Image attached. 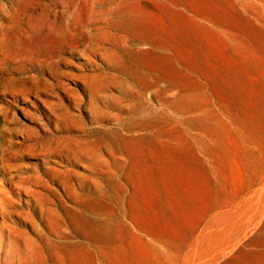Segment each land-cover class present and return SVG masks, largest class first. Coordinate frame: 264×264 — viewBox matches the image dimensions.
<instances>
[{"label":"rangeland","instance_id":"1","mask_svg":"<svg viewBox=\"0 0 264 264\" xmlns=\"http://www.w3.org/2000/svg\"><path fill=\"white\" fill-rule=\"evenodd\" d=\"M73 1L0 0V264H221L264 214V0H123L118 33L154 50L115 69L66 54L62 87L25 59L67 50ZM45 227L34 255L10 248Z\"/></svg>","mask_w":264,"mask_h":264},{"label":"bare ground","instance_id":"2","mask_svg":"<svg viewBox=\"0 0 264 264\" xmlns=\"http://www.w3.org/2000/svg\"><path fill=\"white\" fill-rule=\"evenodd\" d=\"M123 0H74L72 3H70V5L68 6V8L62 12L61 14V26H63L64 30L63 32L66 31L68 32V34L70 33V36L72 37V40L70 41V44H68L69 46L67 47V50L64 49V51H62L60 54L55 55V56H49L48 53L47 54H37V53H32V56L27 57L25 60L27 61V63L29 62L31 64L32 69H28V71L30 72H38L42 73L44 71V68L47 67V69L49 71H52V76H54L55 78H53V80L56 79V82L58 83V86H62L61 81H59L61 78H68V75L62 73V72H58L56 68V65H58L59 61H63L65 60L63 58L64 55L68 54V55H73L74 53H80L82 55V59L88 61L86 63V67H90L91 66V60L93 57L95 58H101L104 59L107 62V68L108 69H115L116 64L119 62H128V59H130L129 61H131V53L133 52V54L135 52H139L140 50H145L148 52H151L152 48V44H149L148 46L143 42V39L141 41V39L138 38H134V36L136 35H132L131 32L130 33H122L124 30H120L119 28V33H118V27L117 25L120 26V23L122 22L121 17L119 16V24H117V20L116 18H114L112 15V11L114 10L113 6L117 5L119 3V7L120 4L123 3ZM83 2V3H82ZM85 5L86 13H82L81 9L82 6ZM123 7V6H122ZM118 8V7H117ZM83 10V9H82ZM63 11V10H62ZM115 11V10H114ZM113 11V12H114ZM116 12V11H115ZM59 14V12H58ZM67 20H65L66 18ZM126 17V16H125ZM118 18V17H117ZM127 18V17H126ZM128 20V18H127ZM133 20V19H132ZM131 20V21H132ZM128 22H130V20H128ZM132 23V22H131ZM130 23V25H131ZM127 24V23H126ZM129 24V23H128ZM124 25V24H123ZM125 26V25H124ZM127 26V25H126ZM129 26V25H128ZM122 27V25H121ZM124 29L126 30V27H124ZM65 31V32H66ZM128 31V30H127ZM66 32V33H67ZM125 32V31H124ZM129 34V35H128ZM131 34V35H130ZM133 36V37H132ZM146 41V40H145ZM146 43H149L148 41H146ZM152 45V46H150ZM154 47V46H153ZM137 50V51H135ZM154 50V49H153ZM133 58V55H132ZM24 60V61H25ZM12 61V60H11ZM25 61V62H26ZM16 62V61H15ZM21 62V61H20ZM24 62V63H25ZM94 62V61H93ZM18 63V62H17ZM22 63V62H21ZM20 63V64H21ZM23 63V64H24ZM15 63H12V69H4L2 70L3 73H8V71L10 70L12 72V74H21V67H16L13 66ZM122 64V63H121ZM123 65V64H122ZM19 66V65H18ZM26 67V66H25ZM44 67V68H43ZM3 68V67H2ZM120 68V67H119ZM90 69V68H89ZM1 70V68H0ZM23 70V69H22ZM97 70H99L97 68ZM135 70V69H133ZM1 73V72H0ZM104 74V73H103ZM99 74L98 77H96L97 83L99 81H102L100 79H104V77H106V74ZM113 74V73H112ZM10 75V74H9ZM103 75V76H102ZM114 75V74H113ZM112 75V77H113ZM3 76V75H2ZM5 76V75H4ZM18 76V75H17ZM16 76V77H17ZM34 75L32 74L31 76H26L25 79H36V77H33ZM110 76V75H109ZM126 76V75H125ZM44 77V76H43ZM85 78V77H84ZM83 78V79H84ZM94 78V77H93ZM109 78V77H108ZM58 79V80H57ZM30 80V81H31ZM105 78V82H106ZM126 80V79H125ZM85 81V85L87 86V89H89V93H91V98L92 96H94L92 89H90V83L87 80V77L84 79ZM88 81V82H87ZM91 81V79H90ZM118 81V80H117ZM122 81V80H121ZM130 81V80H129ZM55 82V84H56ZM87 82V84H86ZM104 82V81H102ZM97 83L96 86H97ZM111 83V82H109ZM113 83V82H112ZM123 84L126 82H122ZM133 83V82H132ZM30 85V84H29ZM115 85V84H114ZM136 85V84H135ZM57 86V85H56ZM99 86V84H98ZM124 86V85H123ZM128 86V85H127ZM63 87V86H62ZM103 87V86H102ZM108 87V86H107ZM131 87V86H130ZM133 87V86H132ZM101 88V87H100ZM124 88V87H123ZM134 88V87H133ZM136 88V87H135ZM97 89V88H96ZM99 89V88H98ZM109 89V87L107 88ZM128 89V88H127ZM10 90V89H9ZM125 90V89H124ZM2 91V90H1ZM5 91V90H4ZM34 91V90H33ZM97 91V90H96ZM136 91V90H134ZM6 92V91H5ZM99 92V91H98ZM103 92V91H102ZM100 92V93H102ZM4 93V92H3ZM145 93V92H143ZM17 94V93H16ZM30 94V93H29ZM98 94V93H97ZM19 95V94H18ZM24 95V94H23ZM127 95V94H126ZM139 95V94H138ZM142 95V94H141ZM140 95V96H141ZM144 96V94H143ZM147 96V95H145ZM101 97V96H100ZM109 97V96H108ZM134 97V96H133ZM148 97V96H147ZM147 97L145 98L147 100ZM96 99L99 97H95ZM101 99V98H100ZM123 99V98H122ZM145 99H142L145 100ZM124 100V99H123ZM122 100V101H123ZM149 100V99H148ZM100 101V100H99ZM91 102L92 101H88ZM121 102V101H120ZM127 102V101H126ZM131 102V101H130ZM140 102V101H139ZM145 102V101H144ZM151 102V101H149ZM148 102V103H149ZM160 103V100H159ZM162 103V102H161ZM87 103L83 100V101H79L76 103V106L78 109H82V107H84ZM90 106V103H88ZM135 104V102H134ZM143 104V102H142ZM163 104V103H162ZM92 106H94V108L92 109V113L97 115L96 117L93 118V124H97V121H102L105 122L107 121L104 118V115L102 113V111L100 110V108H98V105L96 106V104H91ZM102 105V104H101ZM120 105V103H119ZM130 105V104H129ZM118 106V105H117ZM135 106V105H134ZM141 106V105H140ZM163 106V105H162ZM132 107V105H131ZM139 107V106H138ZM164 107V106H163ZM91 108V107H90ZM129 108V106H128ZM127 108V109H128ZM165 108V107H164ZM105 109V108H104ZM109 109V108H108ZM4 109H2L1 111H3ZM111 110V109H110ZM109 110V111H110ZM135 110V109H134ZM127 111V110H126ZM106 112V111H104ZM114 112V111H113ZM125 112V111H124ZM107 113V112H106ZM109 113V112H108ZM115 113V112H114ZM128 113V111H127ZM135 113V112H134ZM143 112H141L140 114H142ZM146 113V112H145ZM144 113V114H145ZM6 114V113H5ZM139 114V115H140ZM113 115V114H112ZM122 115V114H121ZM132 115V114H131ZM130 115V116H131ZM3 116V115H2ZM120 116V115H119ZM118 116V117H119ZM126 116V115H125ZM138 116V115H137ZM107 117V116H106ZM127 117V116H126ZM132 117V116H131ZM134 117V116H133ZM7 118V117H6ZM110 118V117H109ZM123 119V118H121ZM3 120V119H2ZM119 120V119H118ZM7 121V120H6ZM114 121V120H113ZM127 121V120H126ZM120 122V120H119ZM101 123V122H100ZM110 123V122H109ZM112 124V123H111ZM118 124V122H117ZM123 124V123H122ZM121 124V125H122ZM100 125V124H98ZM108 125V124H107ZM119 125V124H118ZM101 126V125H100ZM105 127H101V129H104ZM98 129H100V127L95 126L94 127V132L97 131ZM109 129V128H108ZM113 129V128H112ZM91 130V128H90ZM89 130V133H90ZM110 130V129H109ZM88 133V132H87ZM88 133V135L86 136H90V134ZM92 134V132H91ZM55 144V143H53ZM55 146V145H54ZM58 151V150H57ZM69 151V150H68ZM56 152V151H55ZM54 153V152H53ZM76 156V154H74L73 152H71L70 154L67 155V160L68 162H70L72 159H74V157ZM77 158V157H76ZM71 159V160H70ZM85 179V178H84ZM97 182V181H96ZM85 184V180L83 182ZM82 183V184H83ZM30 184V183H29ZM82 184H78L80 189H82ZM100 184V183H99ZM21 185V184H20ZM20 185H18V182L16 183V188L20 189ZM86 186V185H85ZM27 187V186H26ZM21 190V189H20ZM77 190V189H76ZM75 190V188L73 189V186L68 189V196H69V200L74 203L77 206H81V202L79 200H81L85 195L81 193H78ZM28 191V190H27ZM87 192V191H86ZM85 193V192H84ZM47 204V203H46ZM61 204H64L61 202ZM44 205V204H41ZM39 204L38 207L41 206ZM56 205V204H55ZM59 205V204H58ZM57 205V207H59ZM45 206V205H44ZM42 207L41 206V211L39 213H41V215L44 217L45 213H46V207ZM61 206V205H60ZM66 206V205H65ZM63 207V206H62ZM67 208V207H66ZM65 208V210H66ZM35 209V207H34ZM60 209V208H59ZM68 209V208H67ZM70 209V208H69ZM68 209V210H69ZM64 210V209H62ZM65 212V211H64ZM65 214V213H64ZM259 218V217H258ZM42 220V219H41ZM44 220V218H43ZM42 220V221H43ZM255 223V222H254ZM63 224L66 225L68 224L67 219L64 217L63 220ZM253 224V223H252ZM252 227V226H251ZM46 228V227H45ZM66 228H68V226H66ZM65 229V228H64ZM255 230L252 233V236L249 241H247L246 243H243L241 245H238L237 247H235L234 249L226 252L223 255V259L225 260H221L222 263L221 264H264V214L261 217V220L257 223V226H255L254 228ZM4 230V229H3ZM2 230V231H3ZM251 231V230H250ZM6 232V231H5ZM5 232H1L0 233V241L1 239H3L6 235ZM39 234H38V241L40 245H37L36 241H32V240H28L24 238L25 243L23 245H21L18 241V238L15 236L13 237L9 231V236H8V240H9V246L10 248H12L13 250H26L27 251V255L31 256L34 255L38 250H41V244L42 241H46L48 239V237L50 235H53V231L49 230L48 228L44 229V230H38ZM69 234V233H68ZM250 235V234H249ZM13 238L15 239V241H13ZM70 238V237H69ZM68 238V240H69ZM2 242V241H1ZM242 243V242H241ZM1 244V243H0ZM23 246V247H22ZM8 248V247H7ZM10 250V249H9ZM11 251V250H10ZM7 252V251H6ZM16 252V251H15ZM12 253V252H11ZM7 255V254H6ZM14 255V253H13ZM12 255V256H13ZM235 256V257H234ZM11 257V256H9ZM20 258V257H19ZM12 259V258H11ZM10 259V260H11ZM15 260V258L13 259ZM229 260V261H228ZM4 261V260H3ZM12 261V260H11ZM9 261V262H11ZM213 262V261H212ZM216 262V261H215ZM220 262V261H219ZM218 261L216 262L217 264H220ZM215 263V264H216ZM3 264V263H2ZM6 264V263H5ZM8 264V263H7Z\"/></svg>","mask_w":264,"mask_h":264}]
</instances>
